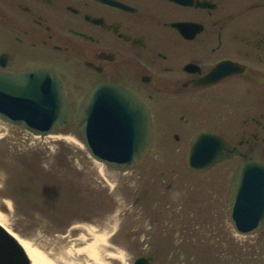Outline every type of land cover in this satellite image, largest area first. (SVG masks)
<instances>
[{
    "label": "flooded vegetation",
    "instance_id": "flooded-vegetation-1",
    "mask_svg": "<svg viewBox=\"0 0 264 264\" xmlns=\"http://www.w3.org/2000/svg\"><path fill=\"white\" fill-rule=\"evenodd\" d=\"M36 67L59 76L73 114L99 83L127 89L150 115L147 156L157 135L185 162L209 133L236 149L226 169L264 163V0H0V71ZM197 125L210 129L184 148Z\"/></svg>",
    "mask_w": 264,
    "mask_h": 264
},
{
    "label": "rangeland",
    "instance_id": "rangeland-1",
    "mask_svg": "<svg viewBox=\"0 0 264 264\" xmlns=\"http://www.w3.org/2000/svg\"><path fill=\"white\" fill-rule=\"evenodd\" d=\"M161 116L157 110L156 134ZM158 142L156 135L139 166L117 172L89 157L75 130L39 137L0 121L2 224L57 264H132L138 256L151 264H264V229L241 236L228 220L239 159L230 169L223 162L190 172L183 150L173 155L171 139ZM99 235L107 243L97 244V261L75 252Z\"/></svg>",
    "mask_w": 264,
    "mask_h": 264
},
{
    "label": "water",
    "instance_id": "water-1",
    "mask_svg": "<svg viewBox=\"0 0 264 264\" xmlns=\"http://www.w3.org/2000/svg\"><path fill=\"white\" fill-rule=\"evenodd\" d=\"M0 119L33 135L69 131L75 125L87 153L117 171H127L145 157L152 128L145 106L127 90L111 84L93 87L73 122L58 76L47 68L21 73L0 72ZM221 138L201 133L189 145L186 165L203 172L236 154ZM229 222L239 235L264 228V164L241 163L233 173L228 195ZM140 256L132 264H150ZM0 264H47L0 224Z\"/></svg>",
    "mask_w": 264,
    "mask_h": 264
},
{
    "label": "bare ground",
    "instance_id": "bare-ground-1",
    "mask_svg": "<svg viewBox=\"0 0 264 264\" xmlns=\"http://www.w3.org/2000/svg\"><path fill=\"white\" fill-rule=\"evenodd\" d=\"M82 141V140H81ZM83 144V143H82ZM98 163H100V162H98ZM101 165H103V166H106V167H108V168H110L109 166H107V165H105V164H103V163H100ZM110 169H112L113 171H117V170H114L113 168H110ZM118 172V171H117ZM0 224H2V222H1V218H0ZM3 225V224H2ZM4 226V225H3ZM6 228V227H5ZM7 230H9L8 228H6ZM10 231V230H9ZM11 232V231H10ZM12 234H13V232H11ZM16 238H18L23 244H25L30 250H32L37 256H39L42 260H44L47 264H57L55 261H51L50 259H48V257H46L43 253H41V252H39V251H37L35 248H33L31 245L32 244H30V243H27V242H25L23 239H21V238H19L17 235H15V234H13ZM94 239V241L93 242H91L90 244H88L85 248H83V249H78V250H76L75 252H78V253H84V252H86V254L88 255V256H93V259L94 260H98V256H97V244L99 243V242H101V243H103V244H106L107 243V241H106V236H104V235H99V236H95V238H93ZM121 252L122 251H120V252H118L119 253V256L121 255ZM109 255H111V256H113L112 254H109Z\"/></svg>",
    "mask_w": 264,
    "mask_h": 264
}]
</instances>
